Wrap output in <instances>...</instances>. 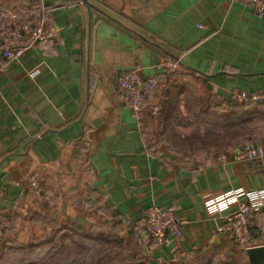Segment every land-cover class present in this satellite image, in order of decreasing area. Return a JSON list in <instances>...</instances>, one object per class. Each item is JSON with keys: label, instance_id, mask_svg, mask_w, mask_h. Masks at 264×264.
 I'll list each match as a JSON object with an SVG mask.
<instances>
[{"label": "crops", "instance_id": "obj_1", "mask_svg": "<svg viewBox=\"0 0 264 264\" xmlns=\"http://www.w3.org/2000/svg\"><path fill=\"white\" fill-rule=\"evenodd\" d=\"M87 1L0 0V22L11 25L14 12L55 30L0 69V246L16 231H4V221L24 225L27 213L46 208L104 230L121 218L125 242L145 264H191L236 249L221 228L230 208L207 206L232 188H264V156L233 157L247 142L264 148V16L242 0ZM173 60L181 80H207L221 101L215 116L250 122L246 134L221 136L217 153L208 141L194 156L149 140L148 108L165 85L149 94L139 121L115 76L161 74ZM240 91L261 98L239 103ZM171 203L182 236L137 244L132 230L150 206ZM249 226L264 244V206Z\"/></svg>", "mask_w": 264, "mask_h": 264}, {"label": "built area", "instance_id": "obj_2", "mask_svg": "<svg viewBox=\"0 0 264 264\" xmlns=\"http://www.w3.org/2000/svg\"><path fill=\"white\" fill-rule=\"evenodd\" d=\"M252 10L264 16V0H242ZM11 25L0 22V69L5 60L15 58L23 53L25 48L34 41L48 42L55 36V30L44 25L37 16H30L19 21L14 12L9 13ZM176 61L168 63V67L161 73L142 77L136 71L119 73L115 76V83L125 104L133 111L135 118L141 121L148 108L146 100L149 94L166 85L169 75L176 67ZM179 63V62H178ZM177 63V64H178ZM36 70L32 71L34 74ZM237 102H255L261 95L240 91L237 93ZM151 113H156L158 104H151L148 108ZM264 148L252 143H244L233 153L237 160L249 158H262ZM264 206V188H245L242 186L226 190L215 196L208 208H230L222 229L228 230L230 236L242 249L256 246L251 241L249 218L253 212ZM176 206L152 204L144 220L136 225L133 230L138 237V244H145L151 240L153 245H162L172 237H181L183 222L176 216Z\"/></svg>", "mask_w": 264, "mask_h": 264}, {"label": "rangeland", "instance_id": "obj_3", "mask_svg": "<svg viewBox=\"0 0 264 264\" xmlns=\"http://www.w3.org/2000/svg\"><path fill=\"white\" fill-rule=\"evenodd\" d=\"M178 68L179 63H176V67L169 75L171 79L173 76L180 75L177 70ZM184 82L185 87L190 90V93H193V91L197 89L196 84L195 86L193 85V83L197 82L195 77H187L185 78ZM183 105L184 104L182 102L180 107L182 110L181 113L188 112ZM152 117L153 122L149 124L148 130L149 140L155 145H162V147H164L165 149L174 152V149L168 147V142L166 143L167 140L165 135L160 133L162 127H160L159 125V117L157 113H153ZM144 119L142 120L144 121ZM191 120L192 117L189 115L181 116L180 124L176 128L177 134L182 133L187 134L189 136H194L195 134L208 135L209 133L210 135L211 132L209 131L214 130H210V124H199L198 121ZM185 122H187L186 125ZM249 123H240L237 126L238 128L236 129L239 131L240 134H246L247 128L250 126ZM230 127H223L221 128L223 130L219 129L218 132H226V134H229L231 133L230 131H232ZM239 133L238 135H240ZM230 135L231 134H229V136ZM180 154H188L189 156H192L188 149L180 152ZM48 212L49 210L43 208L41 210L35 211V213H27L29 215V218L28 216H26L27 219L24 225L23 223H20L21 220H19V222H17L15 226L11 224L10 219L9 222L4 221V224L2 226L4 227V231H6L7 233L8 231H12L14 229L16 231L14 235H12V237L3 239L4 242L1 243L0 264H91V254H93L96 248L99 247L100 242L98 240L89 238L87 232H90V230L88 229L90 228V226L82 225L86 229L85 233L87 234V236L81 234V232L78 230L73 232V230L70 229H65L69 231L68 234L61 235V231L64 230L63 228L55 230L51 233L52 235H50V225L46 224V227L43 228L44 223L42 220V214ZM56 215L59 214L57 213ZM107 230L110 229L107 228ZM132 232V235L137 243L138 237L136 235V232L134 230H132ZM119 235L123 238V229L119 232ZM107 242L109 243V245H121L130 249L129 245L125 242L124 238L123 241L118 242V244L115 240H109ZM225 251L226 253L217 252L209 256L207 255L208 257L206 256L200 261H198V259L193 264H251L248 259V255L246 256L245 254L246 250L242 249L239 245L236 249L229 248ZM116 258L117 260L115 264H120V262H117L119 261L118 253H116ZM112 262H114V260H112ZM261 264H264V261Z\"/></svg>", "mask_w": 264, "mask_h": 264}, {"label": "trees", "instance_id": "obj_4", "mask_svg": "<svg viewBox=\"0 0 264 264\" xmlns=\"http://www.w3.org/2000/svg\"><path fill=\"white\" fill-rule=\"evenodd\" d=\"M174 60H176V58H174ZM195 79L197 82L193 83V85L195 86L196 84L197 89H195L193 93H190V90L185 87L184 83L186 81L184 82L183 80H181L179 76H173L172 79L170 77L167 79L165 87L160 90L161 98L157 103L158 110L156 111V113L159 117V125L160 127H162L160 133L165 135L167 140L166 143L168 142V147L174 149L176 153H180L188 149L191 155L194 156L199 152L204 151V147L207 145L208 141H212L213 144L218 145L216 149L210 150L212 151V153H217V151L223 150L221 148L222 144L220 142V137L228 136L229 134H235V132L239 133L236 128H238L237 126L240 123L231 125V123L229 122L231 121L229 119L230 114H228L227 116H215V112L219 114L218 111L221 105V101L214 96V92L208 89L209 84L207 83V80L205 78H201L199 80L196 77ZM182 102L184 104V108H186L188 112L181 113L182 110L180 107ZM148 112L151 114V110H149ZM186 115L192 117L191 121L196 120L199 122V124H210V130H214L209 131L211 132L210 135L209 133L208 135L195 134L194 136H189L182 133L177 134L176 128L180 124L181 116ZM186 124L187 122H185V125ZM223 127H230L232 130L230 131L231 133L226 134V132H218L219 129L223 130L221 129ZM228 145L229 144L227 143L226 146ZM206 151L209 150L206 149ZM56 214L57 213L55 212L42 214V220L44 223L43 228L46 227V224H49L50 235H52L51 233L55 230L62 228L64 230L61 231V235H66L69 233V231L65 229L73 230V232L78 230L81 232V234L85 236H87L88 234L89 238L98 240L100 242L99 247H97L95 252L91 254V264H115L117 260L116 253H118L119 256V261L117 262H120V264H145V262L147 261V259L140 260L136 255L132 253L130 249L124 246H113L109 245V243L107 242L109 240H115L118 244V242L123 241V238L119 235V232L122 230L120 225L121 218L115 219L114 225L109 228L110 230H104L100 227L90 226V228H88L90 232H87L86 234V229L82 226V224H76L69 218V216H65L64 214ZM251 217L249 218V224ZM249 230L251 234V241L256 242L258 230L255 229L256 232L254 231V233L250 226ZM112 260H114V262H112Z\"/></svg>", "mask_w": 264, "mask_h": 264}, {"label": "water", "instance_id": "obj_5", "mask_svg": "<svg viewBox=\"0 0 264 264\" xmlns=\"http://www.w3.org/2000/svg\"><path fill=\"white\" fill-rule=\"evenodd\" d=\"M83 1L89 8L90 3L87 0ZM246 253L251 264H261L264 261V244L248 247Z\"/></svg>", "mask_w": 264, "mask_h": 264}]
</instances>
